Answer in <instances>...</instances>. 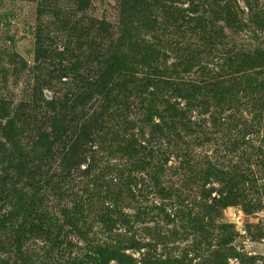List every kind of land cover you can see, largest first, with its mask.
<instances>
[{"label":"rangeland","instance_id":"1","mask_svg":"<svg viewBox=\"0 0 264 264\" xmlns=\"http://www.w3.org/2000/svg\"><path fill=\"white\" fill-rule=\"evenodd\" d=\"M85 1L80 7L81 0H0V107L8 121L17 118L14 126L24 144L38 127L49 131L45 103L58 108L67 96L71 131L97 107L82 99L74 104L69 95L85 79L96 81L98 61L108 58L111 45L98 23L118 25L120 0ZM226 1L236 8V29L219 21L209 32L139 29L132 39L159 41L157 50L165 57L158 62L167 67L175 59L170 49L193 54L209 45L216 49L206 58L211 73L229 80L193 109L186 130L166 132L170 143L161 137L149 145L147 133L142 144L164 155L155 171L145 167L146 159L137 163L116 147L108 150L110 137L94 141L103 178L92 179L94 186L78 171L56 190L39 185L27 192L32 200L20 197L15 207L12 201L0 203V264H94L88 259L94 247L118 252L121 261L109 264H264V0ZM252 56L259 58V68L242 73L234 67L249 65ZM63 113L68 120L70 114ZM128 118L136 122L141 113L135 109ZM105 120L109 132L128 137L121 119ZM60 156L58 148L50 174L60 172ZM109 181L122 189L114 205L104 196ZM128 181L133 198L125 191Z\"/></svg>","mask_w":264,"mask_h":264},{"label":"trees","instance_id":"2","mask_svg":"<svg viewBox=\"0 0 264 264\" xmlns=\"http://www.w3.org/2000/svg\"><path fill=\"white\" fill-rule=\"evenodd\" d=\"M81 1L80 7H85L86 1ZM183 2L188 4L186 8L179 7L178 2L172 3V0H120L118 25L98 23V31L111 45L107 50L108 58L98 61L96 81L89 83L85 79L83 88L69 95L72 98L69 100H73L74 104H79L82 99L97 106L88 121L78 130L71 131L69 127L72 116L64 109L68 106L67 96L63 102L58 101V108L52 103H45L46 122H43L48 123L49 131L38 127L34 131V138L27 144L23 143L25 139L22 136L23 132L15 129L17 118L8 121L7 110L3 108L4 105L0 107V130L3 136L0 141V203L11 204L12 201L15 207L20 203L18 202L20 197L30 200L27 192L37 191L39 185L51 186L52 190H56L60 187L59 184L71 180L78 171L81 176L91 178V182L92 179L102 180V171L97 162L99 150L94 151L92 143L94 141L106 143L107 137H110L108 150L116 147V153L122 152L127 158L135 159L137 163L146 159L147 161L143 160L147 162L145 167L155 171L160 162L159 158L164 155L155 154L153 145L147 149L146 143L142 144L146 142L147 133V142L151 145L157 144L161 137L168 139L165 134L172 133L178 127L186 130L193 124L190 121L193 109H196L197 105L203 106V101L208 96L222 91L229 80H222L225 77H220L219 73H211L206 58L210 57L212 53L210 50L215 53L216 49H210L209 45L202 47L201 51L195 50L193 54L186 52L187 49L175 51L170 49L175 59L174 63L167 67L165 62H158L161 56L165 57L157 50L159 41L155 39L133 41V37L139 29L149 34L155 31L164 33L172 29L178 34L187 35L189 31L209 32L212 24L219 21L230 29L238 28L239 24L238 15L234 12L236 8L227 1L183 0ZM253 20L255 25L259 23V13H254ZM261 26L264 27V23H261ZM199 39L204 44L209 42V39L204 37ZM233 60L236 62V57ZM258 60V57H247L249 65L244 62L243 66L240 67L237 63L238 65L234 67L246 73L259 68ZM190 75H199L201 79L200 81L187 79ZM126 100L129 101V106ZM69 108L71 110V107ZM135 109L141 113V118L136 122L128 118ZM64 110L70 114L68 120L64 116ZM105 119L110 121L121 119L120 127L125 130V134H129L128 137L125 135L118 137V132H109ZM135 129L137 132H134ZM87 145L91 146L85 150ZM58 148H61L62 154L60 172L50 174L52 170L50 162ZM85 152L92 155L85 157ZM82 163L86 164L84 168L81 167ZM54 180L57 181L54 183ZM109 182L108 186L105 185L104 196L106 201L114 205L122 194V189L113 184V181ZM129 182L131 181L126 182L125 191L133 198L131 189L127 187ZM91 184L94 186L95 183ZM28 207H31L30 204ZM199 228L203 232L206 227ZM34 230L36 227L30 231ZM90 252L93 256L88 259L94 264H109L110 260L121 261L118 252L108 247H94ZM165 264L184 263L176 261Z\"/></svg>","mask_w":264,"mask_h":264}]
</instances>
